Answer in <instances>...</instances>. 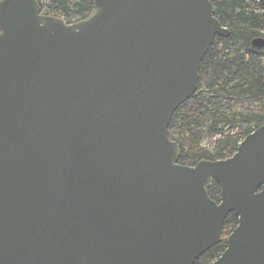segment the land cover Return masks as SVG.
I'll use <instances>...</instances> for the list:
<instances>
[{
  "label": "water",
  "instance_id": "95a60500",
  "mask_svg": "<svg viewBox=\"0 0 264 264\" xmlns=\"http://www.w3.org/2000/svg\"><path fill=\"white\" fill-rule=\"evenodd\" d=\"M93 1L69 22L0 0V264H195L231 212L211 264H264V124L194 165L169 135L230 34L214 4Z\"/></svg>",
  "mask_w": 264,
  "mask_h": 264
},
{
  "label": "trees",
  "instance_id": "16d2710c",
  "mask_svg": "<svg viewBox=\"0 0 264 264\" xmlns=\"http://www.w3.org/2000/svg\"><path fill=\"white\" fill-rule=\"evenodd\" d=\"M211 1L230 34L216 36L201 63L198 89L171 120L169 135L180 145L179 161L185 165L232 156L242 140L264 124V46L252 44L255 37H264V4L257 0ZM39 5L43 14L74 22L90 15L94 1L39 0ZM208 136H218L214 149L204 145ZM207 189L213 199L220 201L221 185L216 179L208 181ZM238 221L231 212L224 230H233ZM226 247L221 240L195 264L212 263Z\"/></svg>",
  "mask_w": 264,
  "mask_h": 264
},
{
  "label": "rangeland",
  "instance_id": "374dc122",
  "mask_svg": "<svg viewBox=\"0 0 264 264\" xmlns=\"http://www.w3.org/2000/svg\"><path fill=\"white\" fill-rule=\"evenodd\" d=\"M218 138V136L214 137V136H208L205 140H204V145L207 146L210 149H214L215 147V141ZM232 232L231 228H227L226 230L223 231V241L225 242V244H227V238L229 237L230 233Z\"/></svg>",
  "mask_w": 264,
  "mask_h": 264
},
{
  "label": "flooded vegetation",
  "instance_id": "af4514ba",
  "mask_svg": "<svg viewBox=\"0 0 264 264\" xmlns=\"http://www.w3.org/2000/svg\"><path fill=\"white\" fill-rule=\"evenodd\" d=\"M257 1H258V0H257ZM259 2H260V1H259ZM258 37H260V36H258ZM255 38H256V37H255ZM255 38H254V39H255ZM254 39H253V40H254ZM253 40H252V44H253ZM254 46H255V45H254ZM263 46H264V45H263ZM263 46H255V47H263ZM232 231H233V230H232ZM224 251H225V250H224ZM221 255H222V254H221ZM221 255H220V256H221ZM220 256H219V257H220ZM219 257H218V258H219ZM215 260H216V259H215ZM215 260H214V261H215ZM214 261H213V262H214ZM213 262H212V263H213ZM210 264H211V263H210Z\"/></svg>",
  "mask_w": 264,
  "mask_h": 264
}]
</instances>
